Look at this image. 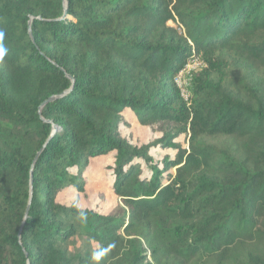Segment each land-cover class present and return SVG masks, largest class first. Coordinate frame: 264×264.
I'll use <instances>...</instances> for the list:
<instances>
[{
  "label": "trees",
  "instance_id": "trees-1",
  "mask_svg": "<svg viewBox=\"0 0 264 264\" xmlns=\"http://www.w3.org/2000/svg\"><path fill=\"white\" fill-rule=\"evenodd\" d=\"M0 264H264V0H0Z\"/></svg>",
  "mask_w": 264,
  "mask_h": 264
},
{
  "label": "rangeland",
  "instance_id": "rangeland-1",
  "mask_svg": "<svg viewBox=\"0 0 264 264\" xmlns=\"http://www.w3.org/2000/svg\"><path fill=\"white\" fill-rule=\"evenodd\" d=\"M169 25L176 27V25L172 23H169ZM184 75L185 74L180 76L181 83L186 80V76ZM121 132L123 137L129 138L134 144L147 143L155 137L149 129L137 127L134 123L122 125ZM111 163L112 157L110 156L100 157L91 161L90 167L86 172V192L79 196L80 206L82 208H88L107 214L115 204L114 195L108 190L110 184L108 178L111 170L108 169L107 166H110ZM74 199L75 193L66 190L60 196L59 201L63 204H70ZM84 247V242L76 241L70 249L72 253H77L83 251ZM92 249L95 251L97 248L92 245Z\"/></svg>",
  "mask_w": 264,
  "mask_h": 264
},
{
  "label": "built area",
  "instance_id": "built-area-1",
  "mask_svg": "<svg viewBox=\"0 0 264 264\" xmlns=\"http://www.w3.org/2000/svg\"><path fill=\"white\" fill-rule=\"evenodd\" d=\"M205 67L204 63H202L198 58H194L189 60L186 65L179 71L176 78L174 79V84L180 92V96L187 101L190 97L189 88L191 85L192 75L195 71ZM185 74L186 80L183 83L180 82V76Z\"/></svg>",
  "mask_w": 264,
  "mask_h": 264
},
{
  "label": "water",
  "instance_id": "water-1",
  "mask_svg": "<svg viewBox=\"0 0 264 264\" xmlns=\"http://www.w3.org/2000/svg\"><path fill=\"white\" fill-rule=\"evenodd\" d=\"M29 33H30V31H29ZM55 99H56L55 97H52V98H50L48 101H46L45 103H49V102H51V101H54ZM53 129H54V131H55L56 128L53 127ZM39 156H40V153L37 154L35 160L38 159ZM35 160H34V161H35ZM30 177H32V172H30ZM31 193H32V188H30V196H31ZM29 204H30V200H29L28 206H29Z\"/></svg>",
  "mask_w": 264,
  "mask_h": 264
},
{
  "label": "clouds",
  "instance_id": "clouds-1",
  "mask_svg": "<svg viewBox=\"0 0 264 264\" xmlns=\"http://www.w3.org/2000/svg\"><path fill=\"white\" fill-rule=\"evenodd\" d=\"M99 257V254H96V258H98Z\"/></svg>",
  "mask_w": 264,
  "mask_h": 264
}]
</instances>
